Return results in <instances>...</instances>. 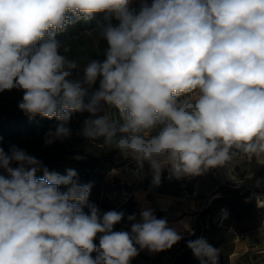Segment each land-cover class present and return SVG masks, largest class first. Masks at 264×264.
Segmentation results:
<instances>
[{
	"label": "clouds",
	"instance_id": "obj_1",
	"mask_svg": "<svg viewBox=\"0 0 264 264\" xmlns=\"http://www.w3.org/2000/svg\"><path fill=\"white\" fill-rule=\"evenodd\" d=\"M98 15L103 59L82 65L60 37ZM13 89L30 119L58 122L45 145L89 113L80 134L147 164L154 186L165 170L181 180L264 157V0H0V93ZM91 188L74 169L0 147V264H131L182 239L150 207L115 230L125 213L101 211ZM187 247L219 264L205 237Z\"/></svg>",
	"mask_w": 264,
	"mask_h": 264
},
{
	"label": "trees",
	"instance_id": "obj_2",
	"mask_svg": "<svg viewBox=\"0 0 264 264\" xmlns=\"http://www.w3.org/2000/svg\"><path fill=\"white\" fill-rule=\"evenodd\" d=\"M94 24L95 19L89 23L80 22L74 27H70L68 32L61 37L67 36L73 29L77 31L90 29ZM92 55L95 58L103 59V55L98 56L95 53ZM97 89H99V81L89 89L88 95L90 96ZM83 114L86 117L90 116L89 113ZM6 115V118L0 120V137H2L0 147L7 151L10 145H16L42 160L50 172L59 175H66L68 169H74L78 173L81 183H91L92 185L89 195L90 202L95 203L101 211L116 210L125 213L121 224L115 226L117 231L130 230L127 221L128 215L136 214L139 219L137 202L132 195L136 189L145 192L147 198H150L152 194L176 198L182 197L184 194L195 196L185 179H169L166 170L162 173L159 186H154L147 164L142 171L133 168L137 176L134 185L120 184L117 178L113 179V184H104V178L111 170L125 164L129 167L130 162L116 163L114 154L117 151L110 150L102 144V141L92 142L83 137L72 117L68 125L72 135L63 141L57 140L51 145H45L46 134L49 130L54 131L58 123L55 119L49 120L39 115L30 119L21 110L7 112ZM75 155H82L84 159L75 160L73 159ZM233 169L237 175L240 174L238 173L241 170L239 163ZM241 191V188H233L226 183H219L214 193L218 196L212 198L203 209L195 213L191 233L183 235L182 239L171 249L152 253L151 256H144V259L148 261V264H199V260L187 247L188 241L205 237L210 244L219 249L225 240L228 221L231 218L237 221L241 220L256 209L255 195H264V183H261L259 187L251 186L245 191ZM110 195H113L112 199ZM245 197L247 200L244 201ZM225 210L226 217L224 216ZM98 242L97 239L96 243L98 244Z\"/></svg>",
	"mask_w": 264,
	"mask_h": 264
},
{
	"label": "rangeland",
	"instance_id": "obj_3",
	"mask_svg": "<svg viewBox=\"0 0 264 264\" xmlns=\"http://www.w3.org/2000/svg\"><path fill=\"white\" fill-rule=\"evenodd\" d=\"M102 20L103 16L98 15L95 17V24L92 28L83 31L73 29L67 36L60 37V39L65 41L70 46V55L73 58L78 59L82 65L86 63L88 59L95 58L92 55L93 53L98 56L103 55L104 42L98 40L94 31L97 21ZM113 23L118 22L113 20ZM22 96L23 92L16 89L0 93V120L7 117V112H15L19 110L18 103L21 101ZM72 118L74 119L78 130L81 132L83 122L86 118H89V116L86 117L83 113H74ZM114 159L117 161L116 163L126 161L130 162L128 165L129 167L125 164L123 165L124 167L122 170H111L104 178V184H113L114 178H117L120 184H136L133 181L135 178L133 168H137L135 162L122 157L118 151L114 154ZM239 164L241 168L245 166L242 159ZM238 173H240V171ZM219 174L221 177L223 176V174ZM215 175V169H212L201 176L194 177L192 182L186 181L192 189L195 195L194 197L183 195L182 197L176 198L152 194L150 198H147V194L145 192L138 189L134 190L132 195L137 202V208L139 211L138 217L143 208L150 207L154 210V214L157 218H167L169 225L172 227H174L172 223H175L177 219H183L181 223H178L180 226L179 228H176V230L180 234H190L191 227L194 224L193 217L195 213L203 209L212 198L218 196V194H214L215 192L209 196H206V194L205 196L199 195L200 193L209 191L214 187V181L211 177L215 180ZM237 188H241V192H243L248 187L241 186ZM194 191H196L197 194ZM257 195L259 194L255 195L256 209L241 220L237 221L231 218L228 221L225 240L219 247V264H264V227H262V222H264V195L261 194L259 196L261 197V202L258 201ZM110 198L112 199L113 195H110ZM245 200H247V197L244 198V201ZM177 204H179L181 208L183 207L185 212H183L182 215L176 219L173 217L175 214L173 206ZM151 255L152 253H150L147 249L142 250L139 252V255L131 261V264H148V261L144 259V256Z\"/></svg>",
	"mask_w": 264,
	"mask_h": 264
},
{
	"label": "crops",
	"instance_id": "obj_4",
	"mask_svg": "<svg viewBox=\"0 0 264 264\" xmlns=\"http://www.w3.org/2000/svg\"><path fill=\"white\" fill-rule=\"evenodd\" d=\"M245 162V166L243 168H241L240 170V174L237 175V173L234 171V166L237 163H240V161ZM117 162V161H116ZM124 166L121 167H117L115 169H113L112 171L116 170V169H121ZM135 174V178H134V183L137 180V176H136V171H133ZM216 175H215V180L211 177V179L214 181V187L211 188L209 191L206 192H202V193H198L201 196H209L210 194H212L213 192L216 191L218 184H222V183H226L228 186L230 187H251V186H257V181H260L261 183H264V157H260V158H243V157H238L236 159V161L231 164L230 166H228L227 168H223V169H215ZM223 174V176L221 177V175L219 174ZM251 176V178H250ZM185 181H193L194 177H189V178H184ZM217 182V183H216ZM260 183V184H261ZM193 190H194V184H193ZM196 193V191H194ZM197 194V193H196ZM185 196H190L187 194H184ZM175 209V214L173 215L174 218H179L180 215H182L183 212H185V210L183 209V207L181 208L179 206V204L173 206ZM181 208V209H180ZM194 218V217H193ZM181 219V218H180ZM177 219L175 221V223L173 222L172 225H174L175 228H179V222L181 223L182 220ZM190 232V231H189ZM183 234H181V236H183Z\"/></svg>",
	"mask_w": 264,
	"mask_h": 264
},
{
	"label": "water",
	"instance_id": "obj_5",
	"mask_svg": "<svg viewBox=\"0 0 264 264\" xmlns=\"http://www.w3.org/2000/svg\"><path fill=\"white\" fill-rule=\"evenodd\" d=\"M258 201L261 202V197H258Z\"/></svg>",
	"mask_w": 264,
	"mask_h": 264
},
{
	"label": "built area",
	"instance_id": "obj_6",
	"mask_svg": "<svg viewBox=\"0 0 264 264\" xmlns=\"http://www.w3.org/2000/svg\"><path fill=\"white\" fill-rule=\"evenodd\" d=\"M262 227H264V222H262Z\"/></svg>",
	"mask_w": 264,
	"mask_h": 264
}]
</instances>
